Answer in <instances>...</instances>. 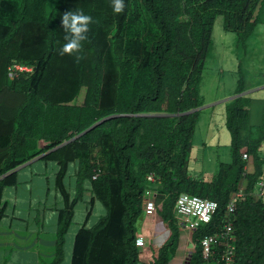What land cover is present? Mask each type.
<instances>
[{"label":"trees","instance_id":"16d2710c","mask_svg":"<svg viewBox=\"0 0 264 264\" xmlns=\"http://www.w3.org/2000/svg\"><path fill=\"white\" fill-rule=\"evenodd\" d=\"M261 1L123 0L124 11L115 13L113 0H0V220L3 187L16 183L19 164L42 154V159L56 162L55 188L63 202L54 258L47 264L62 259L84 180L91 191L89 205L97 200L105 212L92 225L77 229L70 264H136V222L148 185L156 191V212L169 230L151 264H168L175 251L178 194L217 202L211 219L191 233L195 246L185 264H202L200 238L222 227L227 200L245 180L233 212L231 264H264V200L253 196L263 178L259 147L264 107L262 122L251 130L249 94L232 97L225 105L230 161L219 162L210 179L194 178L187 168L203 104L197 85L214 19L220 14L223 28L235 32L244 46L257 23L253 10ZM67 11H82L93 23L82 51L61 56L66 43L61 19ZM142 20L155 26L141 27ZM77 55L83 58L77 61ZM14 62L32 70L10 79L7 68ZM237 72L236 94L246 90L240 67ZM73 160L77 169L71 195L63 177ZM149 173L153 183L146 180Z\"/></svg>","mask_w":264,"mask_h":264},{"label":"crops","instance_id":"0c3cea01","mask_svg":"<svg viewBox=\"0 0 264 264\" xmlns=\"http://www.w3.org/2000/svg\"><path fill=\"white\" fill-rule=\"evenodd\" d=\"M246 89L248 90V88ZM229 99L222 100L224 106ZM213 103L209 101L202 108ZM191 141L192 149L193 138ZM43 143L42 139L38 141L39 145ZM41 155L19 164L16 168V183L4 186L2 189L1 197L5 208L4 215L0 220V264H47L54 258L56 220L58 209L63 205V202L55 188L56 162L42 159ZM76 169L77 161L69 162L63 177V182L71 195L75 193ZM189 175L194 178L200 176L196 173L193 175L189 173ZM82 184L84 188L82 199L73 206L72 220L65 233L63 256L59 264H70L75 232L82 225L90 226L87 225V222L95 200L89 205L88 200L91 197L89 182L84 180ZM80 202L83 203L81 204L82 220L77 222L75 227H71L75 207ZM136 224L135 233L144 238L142 245L139 246V257L136 264H151L158 247L169 234L167 223L160 218L158 213H154L152 215L141 214ZM192 249L193 242L190 232L179 228L178 242L174 253L169 257L168 264H183L185 253L188 251L190 253Z\"/></svg>","mask_w":264,"mask_h":264},{"label":"rangeland","instance_id":"374dc122","mask_svg":"<svg viewBox=\"0 0 264 264\" xmlns=\"http://www.w3.org/2000/svg\"><path fill=\"white\" fill-rule=\"evenodd\" d=\"M253 17L256 18L257 23L248 41H245L244 46H242L235 32L227 31L223 28L220 14L216 15L214 19L211 43L197 85L199 97L203 102L202 105L209 101L214 103L199 111L196 130L192 137L193 147L190 150L187 165L189 173L192 175L196 173L200 175L199 178H211L216 173L218 163L229 162L231 158L230 134L225 126V106L222 100L231 99L236 94L234 89L239 67L244 73V83L247 86L246 88H248V90H245L246 94H249L251 98L248 125L251 130H254L263 120L264 0L253 10ZM0 19H3L1 13ZM139 26L155 25L151 20L150 23L142 20ZM145 32L149 35L151 34L147 28ZM82 94L83 92L81 91L78 101H80ZM259 154L262 157V175L264 178V140L260 144ZM246 159L248 164L251 165L249 156ZM244 185L245 180H241L239 189L242 190ZM81 204L83 203L80 202L75 207V215L71 227H75L76 223L82 220ZM104 212V206L95 200L87 225H91ZM188 254L189 251L185 253L183 264H185Z\"/></svg>","mask_w":264,"mask_h":264},{"label":"built area","instance_id":"2783aa9c","mask_svg":"<svg viewBox=\"0 0 264 264\" xmlns=\"http://www.w3.org/2000/svg\"><path fill=\"white\" fill-rule=\"evenodd\" d=\"M32 68L29 65L14 62L7 68V75L10 79L15 78L22 71L29 72ZM243 158L247 157L245 152ZM97 172L92 174L95 177ZM146 180L153 183L155 177L152 173L146 175ZM242 190L233 191L225 205V220L222 227L213 234H206L199 240L202 254V264H231L234 254V237H233V212L236 206L238 196ZM255 199L264 200V178H260L253 192ZM142 211L145 215L156 213V191L152 185L144 188L141 195ZM217 208V202L211 198L201 197L197 194L180 193L177 195L174 203V209L178 217V227L181 230H187L190 234L202 223L211 219ZM144 241L143 236L135 233V244L139 247ZM195 244L193 243V247ZM220 248L219 251H217ZM215 253L218 255L215 256Z\"/></svg>","mask_w":264,"mask_h":264},{"label":"clouds","instance_id":"9594fccd","mask_svg":"<svg viewBox=\"0 0 264 264\" xmlns=\"http://www.w3.org/2000/svg\"><path fill=\"white\" fill-rule=\"evenodd\" d=\"M125 9L123 0H113V11L122 13ZM93 23V18L90 15L84 14L82 11H67L62 15L61 26L66 33V43L59 50L60 55H73L82 51V42L87 40L89 25ZM83 57L76 56L79 61Z\"/></svg>","mask_w":264,"mask_h":264},{"label":"water","instance_id":"95a60500","mask_svg":"<svg viewBox=\"0 0 264 264\" xmlns=\"http://www.w3.org/2000/svg\"><path fill=\"white\" fill-rule=\"evenodd\" d=\"M245 92H246V91H242L241 93H237V94H235L234 96H237V95L243 94V93H245ZM234 96H232V97H234ZM202 107H203V105L200 106L198 109H200V108H202ZM103 119H104V118H102L101 120H103ZM101 120H99V121H101ZM99 121H97V122L91 124L88 128L84 129L82 132H84L85 130H87V129L93 127V126H94L95 124H97ZM82 132H81V133H82ZM189 255H190V253L188 254L187 258H189Z\"/></svg>","mask_w":264,"mask_h":264}]
</instances>
